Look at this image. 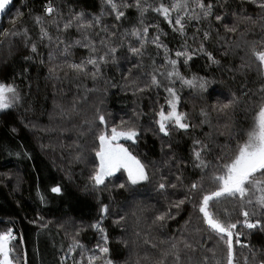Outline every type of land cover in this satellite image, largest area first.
Instances as JSON below:
<instances>
[{
    "label": "snow or ice",
    "instance_id": "obj_1",
    "mask_svg": "<svg viewBox=\"0 0 264 264\" xmlns=\"http://www.w3.org/2000/svg\"><path fill=\"white\" fill-rule=\"evenodd\" d=\"M12 3L0 0V14ZM129 10H135L137 17L125 27ZM41 13L34 14L32 9L27 13L39 29L36 39L23 26L26 14L21 9L11 17L9 28L0 29V66L26 50L22 59L46 69L45 79L53 88L54 115L49 119L54 124L24 126L58 134L55 146L43 142L39 146L45 152L57 148L67 152L68 168L84 165L87 176L80 193L97 200L103 191L110 199L112 192L124 194L136 209L131 216L137 221L135 239H130L125 235L126 214L112 220L111 226L121 235L110 236L103 226L109 204H100L99 218L89 225L67 217L57 230L70 243L53 253L52 264H68L69 259L72 264H264V243L257 247L250 240L254 234L264 235V0H102L98 15L75 8L65 15L53 0H46ZM150 14L170 29L178 42L175 49L166 42L169 33L160 23L148 19ZM106 16L111 23H105ZM149 46H154L155 53ZM41 48L47 49L46 56ZM73 49H83L86 55L72 59ZM237 56L239 64H222ZM199 57L206 59L205 69L221 70L233 81L238 74L255 72L258 83L227 93L217 91L224 80L213 71L192 72V62ZM28 72L25 66L18 75ZM112 90L130 95L134 105L131 116L120 117L118 123L104 107ZM185 90L201 101L193 103L190 112L182 110ZM213 92L223 98L210 102ZM145 99L147 110L142 106ZM23 101L15 82H0V113L18 108ZM240 114L250 119L247 128L237 123ZM144 118L149 121L146 127L141 123ZM17 131L11 128L12 134ZM149 134L159 141L158 160L141 159L132 150ZM176 135L190 141L187 156L177 153ZM19 147L22 151L8 155L34 159L23 145ZM189 169L195 179L185 175ZM62 170L71 181V173ZM0 179L10 182L13 176L4 174ZM15 179L21 182L19 174ZM149 184L165 204L163 210L153 212L150 223L140 227L137 211L142 214L147 209L137 198ZM47 193L64 200L67 186L53 182ZM37 196L42 205L48 204L46 195L37 191ZM225 204L232 205L231 211L222 208ZM188 205L192 208L188 219L174 234H165L169 222ZM30 223L46 230L52 221L38 215ZM89 229L99 235L91 248L79 239ZM154 231L163 238L154 237ZM13 241L25 244L13 228L0 231V264H29L26 249L14 255ZM140 241L146 249L143 255L136 250ZM123 250L136 258L122 260ZM36 253L40 254L38 247ZM41 264H46L42 256Z\"/></svg>",
    "mask_w": 264,
    "mask_h": 264
},
{
    "label": "trees",
    "instance_id": "obj_2",
    "mask_svg": "<svg viewBox=\"0 0 264 264\" xmlns=\"http://www.w3.org/2000/svg\"><path fill=\"white\" fill-rule=\"evenodd\" d=\"M46 0H13L12 5L9 7V13H12L10 17L15 14L17 9H21L25 12V20L23 23L24 27L29 29L30 35L33 39H36V35L39 29L33 24L32 17L28 16V10L32 9L34 14H42L41 8ZM55 6H58L61 11L67 15L71 8H75L76 11H86L98 15L102 7V0H53ZM26 7L22 8V5ZM249 12L252 9L249 8ZM129 21L125 22V27H129L130 23L136 21L137 13L135 10H129L128 12ZM4 14L1 16L0 27L4 21ZM149 20L156 23H160L161 28L169 35L166 38L170 48L175 49L178 46V42L172 39V33L170 29L161 20H156L154 14L148 16ZM105 23H111V17H104ZM53 35H55V30L50 29ZM189 36H191L192 31H189ZM72 36L78 38L77 34L73 32ZM213 46H209L208 50L212 51ZM26 50L21 49V54L13 57L9 61L8 65L0 66V82L12 83L20 88L22 95L24 96V101L18 108L10 109L7 112L0 113V178L4 174H9L13 176V179L9 182L7 180L0 179V231H4L11 227L14 229L15 233L20 236L22 235L25 241L23 247L13 241V246L16 251L14 255L21 254L24 249L27 250L29 264H41V256L43 257L46 264H52L53 253L58 252L59 248L63 245L65 248L70 243V240L64 236L63 232H58L57 226L62 223L67 217L73 218L77 223H83L84 225H89L95 222L99 218V206L101 203L109 204L110 214L107 219L104 220L103 226L109 230L110 236L121 235L119 229L113 228L112 220L116 218L117 214L127 215V233L125 234L130 239H135L133 236V231L137 230V221L131 216V212L136 210L131 202L125 200V195L119 192H112L109 198V193L103 191L99 194V200L91 196H83L79 188H82L86 182L87 171L84 170V165H72L68 168L69 157L67 152H61L59 148L55 152H45L40 148V143L53 144L55 146L58 134L53 132H42V131H32L26 128L24 125L29 122L37 124L40 128H48L54 121H50L49 116L53 114V88L51 87V82L46 81V69L40 67L39 65H29L27 61L22 59V54ZM40 51L46 56L47 49L41 48ZM149 51L155 53L154 46H149ZM84 55H86L83 49H73L72 59L79 60ZM217 58L219 56L217 55ZM207 63L206 59L199 57L192 62V72H199L203 74L204 71H213L218 79L224 80V83L217 86V91H223L227 93L229 90H237L238 88L247 85L248 87H254L258 83V77L255 72L249 73L247 76L237 75L235 81L231 80L227 73L221 70H208L203 66ZM222 64H227L229 66L233 64H239V57H230L227 60H222ZM29 67V72L25 73L24 76L18 75L23 67ZM115 71V69H113ZM182 72L186 75H190L187 70L182 69ZM31 84V88L28 85ZM88 86L91 87V82H88ZM65 89H68V85H64ZM113 94H110L107 98L105 109L112 113L113 117L119 122L120 117L127 118L131 116L132 108V97L130 95L125 96L122 93L112 90ZM75 92V87L73 86L72 92L69 93V99ZM163 96V93H162ZM217 98L222 99L223 97H217L216 92H213L211 100ZM148 100L145 99L142 102V106L147 110ZM161 103L163 99L161 98ZM193 103L200 105L201 101L194 100L193 96L188 90L184 91L182 110L192 111ZM198 111V108H197ZM237 123L242 128H247L250 124V119L240 114L236 117ZM141 123L146 127L149 123L147 118H144ZM16 127L17 133L12 134L11 128ZM205 131H207V126H205ZM175 141L178 143V148L176 149L179 155L187 156L190 151V141L179 135L174 137ZM223 142V138H221ZM121 143L128 146L130 142L122 141ZM233 142V145L234 146ZM23 145V150L28 151L34 159L27 160L24 158L17 159L14 155L9 156L8 152L22 151L19 147ZM159 141L155 139L151 134H149L145 139L141 140L138 149H132L134 154H138L141 159L147 160H158L160 158L159 152ZM63 155L64 160L60 157ZM55 161V165L53 164ZM58 163V165L56 164ZM67 172L72 175V180L69 181L66 178ZM16 174L21 177V182L17 184L15 179ZM185 175L189 179H195L196 177L192 175L191 170L185 172ZM53 182H60L67 186L66 198L61 200L59 198H52L50 193H47V188L50 187ZM37 191L48 197V204L42 205L37 196ZM142 195L137 198L138 202L147 211L140 213L137 211V215L140 216V227H145L146 223L151 222V217L154 211L163 210L165 200L162 196L158 195L152 184L146 185L141 189ZM228 208L231 211L232 205L225 204L222 208ZM192 212L191 205H188L177 217L175 221L169 222L167 228L163 231L165 234H174L188 219L189 214ZM43 216L44 221H52L49 225V229L40 230L37 226L30 221H34L37 216ZM244 230V229H241ZM247 231V230H244ZM42 234L49 236L52 239L53 244L56 245L55 248L52 247L51 251L44 249L41 255L38 257L35 255L36 239L37 235ZM41 236V235H40ZM153 236L157 238L161 237L160 233L157 231L153 232ZM79 239L89 248L93 247L98 239L99 235L93 230L89 229L83 232ZM251 243L259 247L264 243V235L254 234L250 237ZM38 245V244H37ZM143 255L145 246L143 242H139V246L136 249ZM131 257L134 260L135 255L129 250H123L122 260ZM68 264H72L71 259H69Z\"/></svg>",
    "mask_w": 264,
    "mask_h": 264
},
{
    "label": "rangeland",
    "instance_id": "obj_3",
    "mask_svg": "<svg viewBox=\"0 0 264 264\" xmlns=\"http://www.w3.org/2000/svg\"><path fill=\"white\" fill-rule=\"evenodd\" d=\"M10 7V6H9ZM10 9H11V7H10ZM9 8H8V10H6V12L4 13V17H6V18H4V21L2 22V25H1V27H0V29H3V28H9L11 25H10V23H9V21H10V19H11V17H10V15L12 14V13H9L8 14V12H9V10H10ZM14 15V14H13ZM117 120V119H116ZM120 142H122V141H120ZM56 164L58 165V163L56 162ZM59 166V165H58ZM16 234V233H15ZM17 235V234H16ZM41 235V236H40ZM18 236V235H17ZM38 244V245H37ZM52 245H53V242H52V239L49 237V236H45V235H42V234H38L37 235V239H36V247H35V249H34V251H35V255L38 257L39 255H41L42 254V252L44 251V249H48V251H51V249H52ZM37 247L40 249V254L38 255L37 253H36V249H37Z\"/></svg>",
    "mask_w": 264,
    "mask_h": 264
},
{
    "label": "water",
    "instance_id": "obj_4",
    "mask_svg": "<svg viewBox=\"0 0 264 264\" xmlns=\"http://www.w3.org/2000/svg\"><path fill=\"white\" fill-rule=\"evenodd\" d=\"M1 16H2V14H0V20H1Z\"/></svg>",
    "mask_w": 264,
    "mask_h": 264
}]
</instances>
